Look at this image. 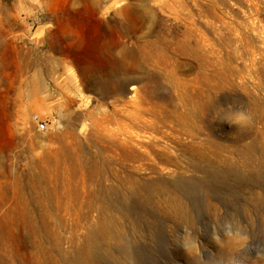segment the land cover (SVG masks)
I'll return each mask as SVG.
<instances>
[{
    "label": "rangeland",
    "instance_id": "374dc122",
    "mask_svg": "<svg viewBox=\"0 0 264 264\" xmlns=\"http://www.w3.org/2000/svg\"><path fill=\"white\" fill-rule=\"evenodd\" d=\"M77 263L264 264V0H0V264Z\"/></svg>",
    "mask_w": 264,
    "mask_h": 264
},
{
    "label": "bare ground",
    "instance_id": "6f19581e",
    "mask_svg": "<svg viewBox=\"0 0 264 264\" xmlns=\"http://www.w3.org/2000/svg\"><path fill=\"white\" fill-rule=\"evenodd\" d=\"M114 5V4H113ZM115 8V7H114ZM43 30V29H42ZM187 191V190H186ZM196 192H197V194L195 193H193L192 195H194V201L195 202H198V201H200V199H201V196L198 194V191L196 190ZM190 195H191V192H190ZM120 211V210H119ZM114 234H116V233H114ZM113 236H115V235H113ZM119 237H120V240H121V243L123 244V245H121L122 247L123 246H126L125 244H126V242H127V240H128V236L126 237V236H122V234H120L119 235ZM118 237V238H119ZM77 264H80V263H77Z\"/></svg>",
    "mask_w": 264,
    "mask_h": 264
},
{
    "label": "built area",
    "instance_id": "2783aa9c",
    "mask_svg": "<svg viewBox=\"0 0 264 264\" xmlns=\"http://www.w3.org/2000/svg\"><path fill=\"white\" fill-rule=\"evenodd\" d=\"M36 119L38 121V129L39 130H45L47 128V122L39 117V115H36Z\"/></svg>",
    "mask_w": 264,
    "mask_h": 264
},
{
    "label": "clouds",
    "instance_id": "9594fccd",
    "mask_svg": "<svg viewBox=\"0 0 264 264\" xmlns=\"http://www.w3.org/2000/svg\"><path fill=\"white\" fill-rule=\"evenodd\" d=\"M223 122H227V123H229V124H231L232 122H230V121H223ZM237 123H239V120L237 121Z\"/></svg>",
    "mask_w": 264,
    "mask_h": 264
}]
</instances>
